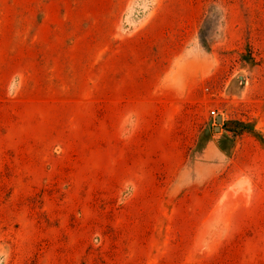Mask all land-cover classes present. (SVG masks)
Instances as JSON below:
<instances>
[{"label":"rangeland","instance_id":"obj_1","mask_svg":"<svg viewBox=\"0 0 264 264\" xmlns=\"http://www.w3.org/2000/svg\"><path fill=\"white\" fill-rule=\"evenodd\" d=\"M0 264H264V0H0Z\"/></svg>","mask_w":264,"mask_h":264},{"label":"built area","instance_id":"obj_2","mask_svg":"<svg viewBox=\"0 0 264 264\" xmlns=\"http://www.w3.org/2000/svg\"><path fill=\"white\" fill-rule=\"evenodd\" d=\"M213 114H215V111H212Z\"/></svg>","mask_w":264,"mask_h":264},{"label":"water","instance_id":"obj_3","mask_svg":"<svg viewBox=\"0 0 264 264\" xmlns=\"http://www.w3.org/2000/svg\"><path fill=\"white\" fill-rule=\"evenodd\" d=\"M220 121V120H219Z\"/></svg>","mask_w":264,"mask_h":264}]
</instances>
